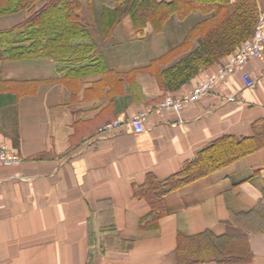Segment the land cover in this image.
Masks as SVG:
<instances>
[{"label": "crops", "instance_id": "0c3cea01", "mask_svg": "<svg viewBox=\"0 0 264 264\" xmlns=\"http://www.w3.org/2000/svg\"><path fill=\"white\" fill-rule=\"evenodd\" d=\"M228 1L231 13L236 0ZM80 2L103 72L2 59L0 46V146L19 159L0 165V264H177L179 236L243 234L238 218L264 203V147L167 194L154 230L140 227L150 208L133 187L150 174L167 179L221 136H252L253 123L264 119V46L243 69L253 87L240 70L173 111L164 100L187 94L224 59L175 91L155 78L156 65L184 53L187 32L205 16L173 17L159 33L136 32L125 17L104 42L102 0ZM25 17L0 16V32ZM136 115H143L140 133L130 126ZM248 243L252 258L243 264H264V234H250Z\"/></svg>", "mask_w": 264, "mask_h": 264}, {"label": "trees", "instance_id": "16d2710c", "mask_svg": "<svg viewBox=\"0 0 264 264\" xmlns=\"http://www.w3.org/2000/svg\"><path fill=\"white\" fill-rule=\"evenodd\" d=\"M264 0H236L234 10L228 11V0H102V39L107 41L114 28L128 17L136 32L150 27L154 33L162 31L173 17L184 19L192 13L205 18L190 29L181 44L186 51L175 55L172 63L155 71L160 87L175 91L194 78L201 70L210 67L231 54L255 30ZM0 0V16L25 11L23 22L10 30L0 32L2 59H51L58 69L68 73L90 68L104 71L97 61V48L80 21V0ZM193 42L196 46L192 48ZM175 60V61H174ZM63 65V67H61ZM99 72V71H98ZM264 147V119L253 123L252 136L237 139L224 135L202 149L187 161L183 168L165 180L150 174L145 181L133 187L135 198L146 201L150 210L140 220V227L154 230L166 215L164 197L208 174L218 171L240 158ZM264 201V194H263ZM240 216L244 228L240 235L216 236L203 232L177 239V264H243L251 260L248 236L264 234V203L256 210ZM233 221V220H232ZM234 222V221H233Z\"/></svg>", "mask_w": 264, "mask_h": 264}, {"label": "built area", "instance_id": "2783aa9c", "mask_svg": "<svg viewBox=\"0 0 264 264\" xmlns=\"http://www.w3.org/2000/svg\"><path fill=\"white\" fill-rule=\"evenodd\" d=\"M264 46V13L257 17L256 26L251 37L243 41L231 54L219 62L214 72L204 75L187 94L181 96H168L162 103V107L173 111H181L190 104L197 102L207 95L215 87L225 83L241 71V79L247 88L253 87L255 78L243 71L245 66L260 57ZM134 133L144 130L143 115H136L130 121ZM19 161L6 144L0 146V165H9Z\"/></svg>", "mask_w": 264, "mask_h": 264}, {"label": "rangeland", "instance_id": "374dc122", "mask_svg": "<svg viewBox=\"0 0 264 264\" xmlns=\"http://www.w3.org/2000/svg\"><path fill=\"white\" fill-rule=\"evenodd\" d=\"M261 6H262V2L260 1V7H259V13H258V15L260 14V13H264V9H261ZM226 57V56H225ZM224 57V58H225Z\"/></svg>", "mask_w": 264, "mask_h": 264}]
</instances>
